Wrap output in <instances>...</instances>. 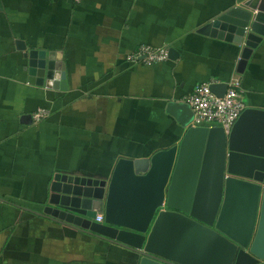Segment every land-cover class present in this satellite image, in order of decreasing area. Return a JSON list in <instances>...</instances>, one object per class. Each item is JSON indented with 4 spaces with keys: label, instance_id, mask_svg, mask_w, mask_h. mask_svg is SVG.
Here are the masks:
<instances>
[{
    "label": "crops",
    "instance_id": "crops-1",
    "mask_svg": "<svg viewBox=\"0 0 264 264\" xmlns=\"http://www.w3.org/2000/svg\"><path fill=\"white\" fill-rule=\"evenodd\" d=\"M245 1L0 0V264H140L125 247L37 213L57 173L107 179L121 158L180 144L185 131L166 106L199 84L238 76L248 108L264 110V39L243 75L239 47L199 34ZM17 40L62 51L68 90L30 85ZM142 44L175 53L129 64ZM40 109L50 115L35 123Z\"/></svg>",
    "mask_w": 264,
    "mask_h": 264
},
{
    "label": "water",
    "instance_id": "water-1",
    "mask_svg": "<svg viewBox=\"0 0 264 264\" xmlns=\"http://www.w3.org/2000/svg\"><path fill=\"white\" fill-rule=\"evenodd\" d=\"M199 34L239 47L244 75L263 43L264 0L245 1ZM15 45L30 85L68 90L62 51ZM211 90L222 98L227 85ZM166 113L185 131L180 144L121 158L107 179L57 173L37 215L125 247L140 264H264V110L246 109L230 134L192 127L184 102L168 103Z\"/></svg>",
    "mask_w": 264,
    "mask_h": 264
},
{
    "label": "built area",
    "instance_id": "built-area-1",
    "mask_svg": "<svg viewBox=\"0 0 264 264\" xmlns=\"http://www.w3.org/2000/svg\"><path fill=\"white\" fill-rule=\"evenodd\" d=\"M75 4L81 5L84 0H73ZM170 49L167 46L155 47L142 44L129 53L126 60L132 65L154 66L169 60ZM226 84V94L220 98L211 90L213 84ZM194 114L191 126L194 128H222L226 134H230L235 123L242 113L248 109L246 95L242 82L238 76H232L226 81L211 80L199 84L193 92L183 99ZM50 112L40 109L33 115L35 123H41L48 119ZM96 221L103 223L104 215L99 214Z\"/></svg>",
    "mask_w": 264,
    "mask_h": 264
},
{
    "label": "rangeland",
    "instance_id": "rangeland-1",
    "mask_svg": "<svg viewBox=\"0 0 264 264\" xmlns=\"http://www.w3.org/2000/svg\"><path fill=\"white\" fill-rule=\"evenodd\" d=\"M148 67V66H147ZM116 158V157H115ZM110 262V259L108 260ZM111 263V262H110Z\"/></svg>",
    "mask_w": 264,
    "mask_h": 264
}]
</instances>
